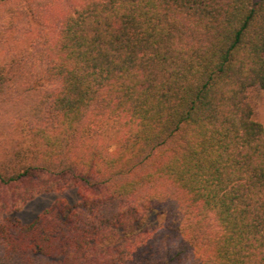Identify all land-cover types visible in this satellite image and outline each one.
<instances>
[{"label":"trees","instance_id":"1","mask_svg":"<svg viewBox=\"0 0 264 264\" xmlns=\"http://www.w3.org/2000/svg\"><path fill=\"white\" fill-rule=\"evenodd\" d=\"M255 91L264 0H0V264H264Z\"/></svg>","mask_w":264,"mask_h":264},{"label":"rangeland","instance_id":"2","mask_svg":"<svg viewBox=\"0 0 264 264\" xmlns=\"http://www.w3.org/2000/svg\"><path fill=\"white\" fill-rule=\"evenodd\" d=\"M254 119L264 126V92L253 93ZM65 200L69 203L77 201V195L73 191L42 194L28 202L21 211L13 214L12 219L22 225L30 224L45 209H48L55 201Z\"/></svg>","mask_w":264,"mask_h":264}]
</instances>
